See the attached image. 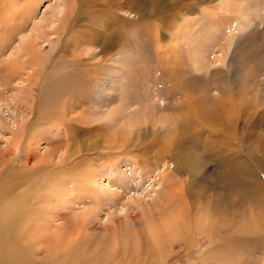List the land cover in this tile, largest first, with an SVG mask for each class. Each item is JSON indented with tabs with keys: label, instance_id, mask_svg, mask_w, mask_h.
I'll use <instances>...</instances> for the list:
<instances>
[{
	"label": "rangeland",
	"instance_id": "1",
	"mask_svg": "<svg viewBox=\"0 0 264 264\" xmlns=\"http://www.w3.org/2000/svg\"><path fill=\"white\" fill-rule=\"evenodd\" d=\"M67 2L66 31L43 41L37 31L54 32ZM0 15V77L11 73L0 79V192L22 195L24 217L30 204L57 213L51 231L69 238L37 247L54 246L63 263L133 264L155 235L167 253L148 260L162 264H264V191L249 184H264V0H0ZM33 35L42 66L19 51ZM108 41L96 61L103 77H118L103 90L105 105L93 106L105 99L100 85L64 77ZM11 59L23 63L17 74L1 68ZM74 170L95 175L93 188L70 184ZM198 220L207 231L193 230ZM170 224L163 241L158 231ZM4 248V264L51 258Z\"/></svg>",
	"mask_w": 264,
	"mask_h": 264
},
{
	"label": "bare ground",
	"instance_id": "2",
	"mask_svg": "<svg viewBox=\"0 0 264 264\" xmlns=\"http://www.w3.org/2000/svg\"><path fill=\"white\" fill-rule=\"evenodd\" d=\"M33 2H38L39 0H32ZM8 7V6H7ZM9 8V7H8ZM66 8V9H65ZM65 8L63 9V10H60V16H55V17H57L58 18V20H59V22H61L60 23V25L59 26H57V28L54 30V32L53 31H50L49 32V34L48 35H46L45 34V37H43L44 35V33H41L40 31H37V32H39L38 33V37L39 38H43L42 40L43 41H53V40H50L49 39V35H51V34H57L58 35V37L60 38L62 35H63V33L66 31V27H68L67 26V22L69 23V21H70V17H71V9H70V4L67 2L66 4H65ZM72 8V7H71ZM12 10H16L15 9V5H14V8L12 9ZM6 12H7V14H8V9L7 10H5ZM62 14V15H61ZM1 16V15H0ZM13 16H19V14L18 15H13ZM4 17V16H3ZM1 18V17H0ZM6 18V17H5ZM10 21H11V16H10ZM17 21V20H16ZM16 21L14 22V23H10L12 26H13V28H15L16 26H18L17 24H16ZM72 22V21H71ZM124 23V22H123ZM70 26V25H69ZM39 27V26H38ZM42 27V26H41ZM19 29V28H18ZM41 29V28H40ZM120 34V33H119ZM115 36V35H114ZM120 36V35H119ZM95 38V37H94ZM24 42H26V40H24ZM35 38H34V35H33V38H28V41H27V46L26 47H24V44H23V46H21L20 48H19V51H21L22 50V52L28 57L27 59H28V63L30 64V66H32V64H34V66L35 65H41V63H42V61H43V59L40 57V53L39 52H37V51H39L38 49H36L35 50ZM23 43V42H22ZM87 43L88 44H91L92 46H93V43H94V41L92 40V39H89L88 41H87ZM108 43H109V46H106V45H102V48H101V51L100 52H98V51H92L91 52V60H90V62H89V64L88 65H86V66H84L85 64H82L81 62H71V64H72V66H79V67H83L84 66V68L83 69H78V71H76V74H65L66 76L64 77V79L68 76L69 78H71V79H73L72 81H76L77 79V77L79 76L80 78H83V79H85V80H87L88 81V83L89 84H92L93 86H95L94 87V89L95 88H97V86L96 85H98V87H99V85H100V87H101V94L103 95H105V96H103L102 98L104 99L102 102H100V103H95L94 102V104H93V106H97V105H101V107H103V105H105V100H107L108 99V97H109V94L107 93V92H104L103 90L104 89H106V86L108 85V84H110V83H112V82H115L116 81V79H117V75H115V74H113V73H108L107 75H105V77H103V75H104V73H102V69H101V67H100V60L97 62L96 60H98L100 57V55L101 54H103V53H105V52H108L109 51V48H110V43L111 42H109L108 41ZM40 44V43H39ZM77 44H82L81 43V41H78V42H74V47L77 45ZM74 47L72 48V50L74 49ZM80 47V46H79ZM26 48V49H25ZM82 48V47H81ZM25 49V50H24ZM79 49V48H78ZM17 50L18 49H16L15 50V54H17L18 52H17ZM24 50V51H23ZM59 50V49H58ZM82 50V49H81ZM74 51V50H73ZM79 53V52H78ZM75 54V53H74ZM93 54V55H92ZM106 54V53H105ZM81 55V54H80ZM79 54H78V56H80ZM25 56V57H26ZM75 56V55H74ZM82 56V55H81ZM24 57V56H23ZM57 57V56H56ZM11 61H12V63H11ZM3 62V61H2ZM1 62V63H2ZM4 62H6V60H4ZM85 62V61H84ZM45 63V62H44ZM86 63V62H85ZM157 63V62H156ZM18 66H17V65ZM19 64L20 65H22L23 63L21 62V61H19L18 59L17 60H8L6 63H4L3 65H2V67L1 68H7V69H10L11 71H13V72H15L16 74H17V71H18V69L20 68V66H19ZM104 65H105V63H104ZM159 65V64H158ZM24 66H25V64H24ZM42 66V65H41ZM68 67V66H67ZM86 67V68H85ZM113 67V66H112ZM42 68H44V65H43V67ZM72 68V67H71ZM165 68V67H164ZM76 69V68H75ZM35 70H36V68H35ZM37 71V70H36ZM110 71V70H109ZM108 72V71H107ZM59 73V72H58ZM57 73V74H58ZM72 73V72H71ZM34 74H36V73H34ZM64 74H62V75H64ZM103 74V75H102ZM102 75V76H101ZM38 76V75H37ZM177 76V73H175V71H173L172 72V70H171V75H170V77H171V79H175L176 81H178L177 79H178V77H176ZM7 77H9L10 79H11V73L10 74H4L3 76H1L0 77V79H5V78H7ZM34 77H36L35 75H34ZM63 77V76H62ZM62 77H60V79L62 78ZM59 78V77H58ZM57 78V79H58ZM63 79V82L64 81H67V80H64ZM68 79V78H67ZM69 80V79H68ZM80 80V79H79ZM105 80V81H104ZM69 81H71V80H69ZM71 81V82H72ZM103 81L106 83L105 85L103 84ZM71 84V83H70ZM78 86V85H77ZM76 87V86H75ZM79 87V86H78ZM98 89V88H97ZM97 91V90H96ZM76 92V91H75ZM79 93V92H78ZM93 93V92H92ZM73 94V93H72ZM89 94V93H88ZM39 103H42V102H39ZM230 103V102H229ZM40 105H43V103L42 104H40ZM85 106V105H84ZM70 114V113H69ZM242 133V132H241ZM240 134V133H239ZM16 141V140H15ZM11 145V144H10ZM203 148H208V145H206L205 147H203ZM16 149V148H15ZM15 149H11V150H9V151H7V154H5V157H8V162H9V164L10 163H12V161L13 160H16V156L18 155L16 152V150ZM240 150H241V148H240ZM16 151V152H15ZM1 154V153H0ZM4 154V153H3ZM235 158H240V156L239 157H236L235 156ZM244 158V157H243ZM246 159V158H245ZM241 160V159H240ZM239 160V161H240ZM244 160V159H243ZM247 160V159H246ZM249 161V160H248ZM232 163V162H231ZM6 164V163H5ZM240 164V163H239ZM241 164H243L242 162H241ZM246 165H247V163H245ZM244 164V165H245ZM245 165V166H246ZM239 167H241V166H239ZM247 167V166H246ZM72 168V167H71ZM240 169V168H239ZM10 170V169H9ZM75 171V172H74ZM73 172H74V175L72 176L71 174V176H72V178L69 180L70 181V184H73V185H75L76 187L78 186V187H81L82 185H83V183H84V185H87V186H89V188L91 189V188H93V185L97 182V178H96V176L94 175V176H92L91 174H88L87 176H84L82 179H78V175H79V173L76 171V170H74ZM246 171V170H245ZM244 170H243V172H245ZM72 172V173H73ZM70 173V172H69ZM249 173V172H248ZM66 174V173H65ZM81 174V173H80ZM244 175H245V173H244ZM6 176V175H5ZM7 176H9L8 175V173H7ZM82 176V175H81ZM92 176V177H91ZM4 177V176H3ZM258 177V176H257ZM67 178V177H66ZM9 179L10 178H8V180L7 179H5V180H7V181H9ZM58 179V178H57ZM61 179V178H60ZM4 180V181H5ZM243 180L245 181V178H243ZM13 181V180H12ZM12 181L10 180V182L12 183ZM63 181V180H62ZM68 181V180H67ZM66 181V182H67ZM118 181L120 182V183H126V180H125V178L124 177H121V176H119L118 177ZM14 182V181H13ZM15 183H16V181H15ZM1 184H2V182H1V179H0V187H1ZM59 184V183H58ZM57 184V185H58ZM62 184V183H61ZM252 187H253V189H256V190H263L264 191V184L261 182V183H258L257 184V182H250L249 183ZM65 185V184H64ZM83 185V186H84ZM247 185V184H246ZM49 188H48V187ZM47 186H45V189L46 188H48V189H50V190H52L53 189V187H54V185L52 184V182L50 183V184H48ZM55 186H56V184H55ZM82 186V187H83ZM60 187H63V185L62 186H60ZM223 189H221V190H223L224 192H228V187H229V185L228 184H224L223 186H221ZM15 189V188H14ZM44 189V187H43V190H45ZM55 189V188H54ZM12 190V189H11ZM11 190H8V189H6V190H4L3 192H0V249H2V247H5V248H7L8 249V251L6 252V254L10 251V252H12V253H14V254H17V253H19V257H20V259H21V256H22V258L23 259H26V257H28V256H30V254L32 253V252H34V254H42V252H44L45 253V255H47L48 253H49V256L48 257H51V258H49L48 260H45V259H30V260H27V263L26 264H59L58 263V261H60L61 262V264L63 263V261H61L62 260V257H58V253L59 252H61V251H59L57 254H54V255H52L53 253L51 252V249L52 248H54V246H52L51 244V246L50 247H43V248H40L39 246L37 247V244H40L39 242L40 241H44V240H51V239H53V240H55V241H58L60 238H61V236H63V239H69V238H64V233L61 235L60 233H58V231H57V233H55V232H53L52 233V228H53V226H54V224H52L53 223V220L50 218L51 216H52V218H54L55 216H53L54 214H57V213H55L54 212V214H53V212H50V214H49V211H50V209H49V211L48 210H43V211H40V210H42V209H36V210H34V209H32V204H30L31 205V208L29 209V215H26V217H24L23 215H24V213L22 212L23 211V209L21 208L22 206H24V205H21V204H23V202H20V200L18 201L17 200V198L20 196H17V198H16V196H14L13 195V193L11 192ZM47 190V189H46ZM55 190H57V188L55 189ZM63 190V188L61 189V191ZM13 191V190H12ZM54 191V190H53ZM84 191V190H83ZM86 192H88V191H86ZM52 193V192H51ZM21 194V193H20ZM45 194V193H44ZM50 196H51V194L50 193H48ZM56 194H57V191H56V193H55V196H56ZM240 194V193H239ZM238 194V195H239ZM18 195V194H17ZM47 195V193L45 194V196ZM231 195V194H230ZM229 195V196H230ZM243 195V194H242ZM22 196V195H21ZM20 196V198H22ZM53 196V195H52ZM221 196L222 195H220V196H218L219 198L218 199H220L221 198ZM182 197H184V196H182ZM223 197V196H222ZM238 197V196H237ZM46 198H47V200H50L49 199V196L47 197L46 196ZM224 199V198H223ZM35 200V199H34ZM33 200V201H34ZM46 200V201H47ZM182 200V199H181ZM22 201V200H21ZM51 201V200H50ZM184 202H186V201H188V199H184L183 200ZM226 201V200H225ZM36 202L37 203H40V202H42L41 201V196L36 200ZM54 204H55V202L54 201H52ZM36 203V204H37ZM51 203V202H50ZM217 203V202H216ZM223 203V202H222ZM25 204H26V202H25ZM44 203H42V207L44 206L43 205ZM47 204V203H46ZM206 204V203H205ZM29 205V206H30ZM185 205L187 206V210L188 211H190V206H189V203L187 202V203H185ZM218 205H222L221 203H219V201H218ZM26 206L28 207V204H26ZM37 206V205H36ZM47 206H48V204H47ZM60 206H62V205H60ZM59 206V207H60ZM34 207V206H33ZM38 207V206H37ZM51 207H56V205L55 206H53V204H52V206ZM66 207V206H65ZM225 207V209H226V206H224ZM29 208V207H28ZM35 208V207H34ZM215 208V207H214ZM52 209V208H51ZM54 210V209H53ZM55 210H57L56 208H55ZM26 211V210H25ZM28 211V210H27ZM48 211V212H47ZM52 211V210H51ZM58 212V211H57ZM34 214H40V215H43L42 217H40L39 219H41L43 222H38V224H37V226H38V229H36V230H34V235L33 234H31L30 233V230H31V226L34 224V222H35V217H37V216H35L34 217ZM53 214V215H52ZM177 216V215H176ZM27 217H30V220H28V219H26ZM57 217H58V215H57ZM188 217V216H187ZM186 217V218H187ZM184 218V217H183ZM188 219V218H187ZM186 219V220H187ZM79 220V219H78ZM77 220V221H78ZM210 218H206V222H209V224H211V222H210ZM25 221L27 222V223H25ZM177 220H173L171 223H172V225L176 228V226L177 225H179L178 224V222H177V224L175 223ZM199 221L200 220H198V223H199ZM23 222L25 223V224H27V226H25V228H23L22 230H19L18 229V227L21 225V224H23ZM180 222V221H179ZM182 223H183V221H181ZM185 222V221H184ZM190 223V222H189ZM198 223H193L194 225H193V230L195 231V230H199V232L200 231H207L208 230V228H206L205 226H203V228H205V230L204 229H202V226H201V224L198 226L197 224ZM51 224L53 225L52 227H51ZM209 224H207V225H209ZM36 225V224H35ZM71 225V224H70ZM206 225V224H205ZM64 226V225H63ZM85 226V225H84ZM166 226H168V225H166ZM32 227H34V226H32ZM54 227H57V228H59L58 226H54ZM171 228V230H172V226H171V224H170V226H168V227H165V228H162V229H160V231H158L159 233H160V239L162 238V240L163 241H165V240H167V238H168V236L167 235H169L171 232H173V231H171L170 230V228ZM185 227H188V231L189 232H191V226H189V224H187L186 223V226ZM15 228V229H14ZM36 228V227H35ZM56 228V229H57ZM252 228V227H251ZM40 229H43L42 230V232L41 231H39ZM45 229H48V231H50V232H48V231H45ZM60 229V228H59ZM66 228H62L61 230H65ZM69 229H71V228H69ZM76 229V228H75ZM55 231V230H54ZM60 231V230H59ZM80 231V230H79ZM81 231H82V229H81ZM68 233H69V231H67ZM67 232H65L66 234L65 235H67L68 233ZM184 232V231H183ZM212 232V231H211ZM77 233V232H76ZM185 233V232H184ZM80 234V233H79ZM197 234H198V232H197ZM199 234H201V233H199ZM69 235V234H68ZM78 235V234H77ZM186 235V234H185ZM188 235V234H187ZM155 236V235H154ZM153 236V237H154ZM70 237H73V236H70ZM153 237L152 238H150V240L151 241H148V242H150V243H148V246H147V248H146V250L145 251H141L140 253H138V256H137V260L135 261V262H133V264H162V260L165 258V256H166V253H167V251H165V254H164V249L167 247V245L165 244V245H163L162 243H164V242H161V243H159L160 241L159 240H157V241H159V242H157L156 241V239H154L153 240ZM158 237V236H157ZM190 237V236H189ZM62 239V238H61ZM60 239V240H61ZM71 239V238H70ZM78 239V238H77ZM25 240H27V241H29V242H25ZM39 241V242H38ZM61 241H64V240H61ZM74 241V240H73ZM72 241V242H73ZM81 241V240H80ZM32 242H34V244L36 245V247L32 244ZM76 241H74L73 242V244L75 243ZM31 243V244H30ZM43 243V242H42ZM152 243V244H151ZM159 243V244H158ZM194 243V242H193ZM30 244V245H29ZM43 244H45V243H43ZM49 244V243H48ZM161 244V245H160ZM4 245V246H3ZM67 246L68 245H70V244H66ZM158 245H160V248L158 249ZM41 246H43V245H41ZM46 246V245H45ZM49 246V245H48ZM63 247L64 246H62V251H63ZM4 248V253H5V251H6V249ZM34 248H35V250H34ZM65 248V247H64ZM69 249H70V247H69ZM61 250V249H60ZM223 250V249H222ZM53 251V250H52ZM70 251V252H69ZM68 251V253H66L67 255L68 254H74V249H70ZM157 251V253L155 254V252ZM41 252V253H40ZM124 251H122V253H123ZM0 253H2V250H0ZM75 253H77V252H75ZM11 254V253H10ZM66 254H64V257L66 256L67 257V255ZM156 255V256H158L157 254H159V256L160 255H163L164 254V257L162 258V260L161 261H158L155 257H152L153 258V260H148V258L149 257H151V256H153V255ZM13 255V254H12ZM143 255L145 256L144 258H143ZM211 255V254H210ZM212 255H213V253H212ZM71 256V255H70ZM73 256V255H72ZM124 256V255H123ZM125 256H128L126 253H125ZM124 256V259H126V257ZM142 256V257H141ZM158 256V257H159ZM209 256V255H208ZM16 257V256H15ZM65 257V258H66ZM74 257L76 258V256L74 255ZM74 257H72V259L74 258ZM140 257H141V259H140ZM211 257V256H210ZM11 258V257H10ZM64 258V259H65ZM70 258L71 257H68L67 259L68 260H70ZM74 258V259H75ZM204 258H207V257H204ZM123 259V260H124ZM130 259V258H129ZM143 259H145V260H143ZM159 259V258H158ZM207 259H209V257L207 258ZM12 260V259H11ZM14 260V259H13ZM25 260V261H26ZM119 260V259H118ZM131 260V259H130ZM10 261V260H9ZM8 261V262H9ZM70 261H72L71 263L72 264H79V263H76L75 261L73 262V260H70ZM69 261V262H70ZM87 261V260H86ZM89 261V260H88ZM158 261V262H157ZM22 262H23V260H22ZM68 261L66 260V262L65 263H63V264H68L67 263ZM24 263V264H25ZM71 263H69V264H71ZM82 263V262H81ZM89 263H91L90 261H89ZM119 263H121V262H119ZM123 263H124V261H123ZM129 263H132V262H129ZM0 264H4V262L3 261H1V258H0ZM6 264V263H5ZM10 264H12V263H10ZM23 264V263H22ZM82 264H86V262H83ZM92 264V263H91ZM111 264V263H110ZM113 264V263H112ZM118 264V263H117ZM124 264H128V263H124ZM203 264V263H202ZM218 264V263H217ZM223 264V263H222ZM226 264H228V263H226Z\"/></svg>",
	"mask_w": 264,
	"mask_h": 264
}]
</instances>
